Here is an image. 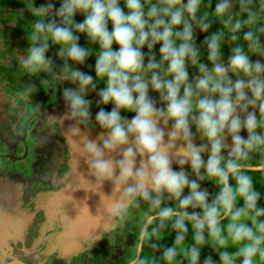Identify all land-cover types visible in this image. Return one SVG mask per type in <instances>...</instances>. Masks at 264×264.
<instances>
[{"label":"clouds","instance_id":"9594fccd","mask_svg":"<svg viewBox=\"0 0 264 264\" xmlns=\"http://www.w3.org/2000/svg\"><path fill=\"white\" fill-rule=\"evenodd\" d=\"M28 11L19 70L75 85L61 89L65 111L44 117L49 132L87 166L93 191L110 185L104 217L144 208L130 264H147L141 251L165 229L174 237L164 264L178 253L187 264H264V206L250 175L264 176V0H33ZM197 32L207 33L199 45ZM90 56L94 75L77 67ZM90 127L100 130L91 139ZM204 246L218 259L201 261Z\"/></svg>","mask_w":264,"mask_h":264},{"label":"flooded vegetation","instance_id":"af4514ba","mask_svg":"<svg viewBox=\"0 0 264 264\" xmlns=\"http://www.w3.org/2000/svg\"><path fill=\"white\" fill-rule=\"evenodd\" d=\"M216 0H213V6ZM36 5L40 3L34 2ZM32 3L21 2L15 3V9L11 11L9 16L5 17L6 21H12L16 32L22 35L25 40V45L27 46V33L31 31V21L30 17L23 16L21 20L24 25L19 26L13 19L9 18L15 12L23 10L24 13L30 14L28 11L29 6ZM25 6V9H22ZM58 6V4H57ZM211 8L207 11L211 12ZM81 15L77 14V17ZM211 19V17H209ZM221 25L218 21L213 22L212 27L208 30L209 32L220 28ZM23 28H27L24 30ZM196 35L197 44L203 39L204 35L207 33H199ZM83 36V35H82ZM84 37V36H83ZM229 46L228 42H225ZM58 46L50 45L48 51L54 52ZM115 47V46H114ZM96 51L95 47L92 48ZM201 50L203 51V46L201 45ZM56 65H59L61 61H54ZM94 63V57H89L84 65H77L81 71L88 72L94 75L93 69L89 67ZM11 69V68H10ZM12 71V70H11ZM13 72V71H12ZM42 76L45 80L50 79L44 73L37 75H31V80L36 82V78ZM102 87V84L98 85V88ZM104 109L107 111L110 109L111 105H103ZM124 115L131 117L133 113H124ZM69 121H65L64 127L68 125ZM7 124L3 127L8 130L5 134L6 138L11 139V142L5 141L3 136H0V166L4 163V159L9 160L8 149L19 151L20 160L19 164H26L24 168H0V255L5 256L10 254L12 257H5L4 260L0 261V264H31L26 259H41L39 264H44L46 258L55 257L58 254L60 248L59 242L54 244L56 234L62 229V226H67V235L70 237L69 242H73L75 236L82 232V230H87L89 220L92 218L93 201L95 199L96 192L90 191V185L88 182L91 181V176L86 169H81L77 166L79 161L72 159L67 153V147L62 135L57 131L56 133H50L49 129L45 128L47 131V136L37 135L29 131L26 145L17 142L20 140L18 137L20 134L16 133L15 122H6ZM71 123V122H70ZM3 125H0L2 127ZM21 131L25 133V128ZM90 129L98 130V128L90 127ZM21 134V138H22ZM91 139V138H90ZM37 141L39 144H37ZM16 143V144H15ZM48 143V144H47ZM16 147H14L15 145ZM27 151V158L25 157L24 151ZM6 152V154H5ZM21 152V153H20ZM32 159H30V158ZM70 160L74 162V166L70 168ZM33 161V162H32ZM40 163H39V162ZM30 162H32V167L29 168ZM39 165H36V163ZM82 168L84 167V162L81 160ZM11 162L7 164L9 166ZM72 163V162H71ZM41 164V165H40ZM55 169L52 170V166ZM72 165V164H71ZM35 166H37L35 168ZM49 166V167H48ZM82 171V172H81ZM11 172H22V181L25 182V189L22 191L27 195V191L31 192L35 183L41 185L39 191L40 194H34L35 197H28L23 199L22 206L26 208L30 213L29 209H38V214L33 213L32 218L29 220L27 214H22L12 208L15 204L22 198V196L15 195L10 192L11 187L3 190L6 185L4 183L5 179L1 177L9 178L14 176ZM16 175L14 177H18ZM21 177V176H20ZM36 187V186H35ZM77 187L75 190L73 188ZM34 191V192H35ZM90 191V192H89ZM23 195V196H24ZM9 204L6 206L5 204ZM87 208H86V207ZM30 211V212H29ZM68 217V223H65V217ZM30 258V259H29ZM32 260V259H31ZM33 261V260H32ZM38 262V260H35Z\"/></svg>","mask_w":264,"mask_h":264},{"label":"rangeland","instance_id":"374dc122","mask_svg":"<svg viewBox=\"0 0 264 264\" xmlns=\"http://www.w3.org/2000/svg\"><path fill=\"white\" fill-rule=\"evenodd\" d=\"M21 2L32 3L33 0H0V125H3L2 127H0V136L2 135L4 137L3 139L9 142V139L5 137V134L8 132V130L3 127L7 124L6 122H15L16 126H18L16 127L18 129H15V131L16 133L20 134V136L18 137L20 140L17 142V144L23 143L24 145H26L25 141L27 140L29 131L34 133L33 135H37V133L40 132V135L42 137H45V134L47 136L46 132L48 130L45 131V128H47L48 126H46L44 117L47 114L59 115L65 111L64 102L61 97V89L63 87L74 88L75 85L70 84L68 81L64 80H45V78H43L42 76H38L36 78V82H34L30 79L31 75L22 73L19 70L16 58L24 54V50L27 46L24 43L25 40L23 36L19 35L16 32L15 28L12 27L14 23L12 21H6L5 17L9 16L11 14V11L15 9V3ZM34 2L42 3L43 0H34ZM22 9H25V6ZM197 34L198 33H196V35ZM46 55L51 56L53 62L58 60L55 56V51H48ZM251 58L256 59V57ZM29 87H33L35 91L27 93L26 90ZM86 98L93 101L92 112L95 113V111L97 110V108L94 106L95 93L88 94ZM69 123L70 122H68V124ZM23 126H27L25 128L24 134L23 132L21 133V131L24 130L22 128ZM87 131L89 138H94L97 132H99L100 130H93L89 128ZM21 134L24 135L22 136V138ZM241 135L243 136L245 135V133L242 131ZM37 144H39L38 141ZM10 147L8 149V155L10 159H4V163L0 166V168L5 169L16 167L21 170V168L26 167L27 163H18V161L20 160V158H18L19 151H16L18 147L14 150V152L10 149ZM14 147H16V145ZM24 154L26 157V150L24 151ZM2 157L3 156H0V159ZM80 161L79 163H77V166L81 169H84L86 172L87 166L84 165V167L82 168ZM9 162L11 163L9 164V166H7ZM32 162H30L29 168L32 167ZM38 162L36 163V165H39L40 162ZM51 166L52 170H54V164ZM73 166L74 162L73 160H70V168H72ZM36 167L37 166H35V168ZM11 173H14V176H19H10L9 178L1 177L5 179L4 183L6 185L3 190L7 189L10 186V192L14 193L15 195L22 196V198L18 200V202L12 209L22 214H27V217L30 220L33 216V213L38 214V209L34 210L31 208L29 209L31 212L29 211L30 213H27L28 210L22 206L23 199L25 200L27 196L35 197L36 195L34 196V194H40L39 191L35 190L40 189L41 185L35 183L33 187H29V189H32L31 192L27 191V195H24L25 193H23L22 191L24 190L25 192V189L23 188L25 186V182L21 179L22 172ZM201 187L210 190V188L212 187V182L204 181L201 183ZM5 205L8 206L9 204L6 203ZM143 211V206L139 209H131L128 217L124 221L115 223L109 221L101 212V214L97 217L98 221H96V226L93 225V228L91 227L89 230H82V232H79V234L75 236L73 242H69L70 237L67 235V226L63 225L62 229L56 234L54 240L55 245L57 244V242H59L60 244L58 254L55 257L46 258L47 260H45L44 264H107L110 261L111 257L117 255L122 249L121 242H123L124 239L120 241L118 240V237L122 236L124 233L126 234L127 232L125 231L127 230V228H130L132 225H135L139 221H141V215ZM65 223H68L67 215L65 217L64 224ZM227 250L230 252L234 251V247L229 246ZM206 255H211L213 260L218 259L216 254L212 252V250L208 246H204L201 248L200 260L202 261ZM5 257L10 258L12 256L10 254L5 256L0 255V261L4 260ZM31 259L26 260L31 264H39L41 260L33 258ZM35 260H38V262ZM179 264H187V261L185 260L184 262Z\"/></svg>","mask_w":264,"mask_h":264},{"label":"trees","instance_id":"16d2710c","mask_svg":"<svg viewBox=\"0 0 264 264\" xmlns=\"http://www.w3.org/2000/svg\"><path fill=\"white\" fill-rule=\"evenodd\" d=\"M23 16H28L30 17V19H33V17L30 14H27L24 12L22 16L17 15V12H15L9 18L13 19L19 26H22L24 25L21 20V17ZM75 19L77 21H80L82 19V16L81 17L76 16ZM23 29L27 30V28H23ZM78 43H80L81 45L86 44L85 39L82 36V34L80 35V39ZM223 51L226 54L229 51V46H227L226 43L223 46ZM250 175H252L254 187L258 191L261 192V200L258 203L261 206H264V176H261L259 173H252ZM216 190L217 189L212 184V187L208 191L210 193H213ZM238 203H242V202H238ZM140 222L141 221H139L135 225H132L130 228H127V230L125 231L127 233L126 234L124 233L122 236L118 237V240L120 241L124 239V241L121 242L122 249L117 255L112 256L110 261L107 264H127L133 259L135 255L134 249H135V244L137 242V233H138V227H139ZM173 237H174V232L170 231L169 229H165L164 232L162 233L161 239L153 240L150 242V243H155L157 245V248L152 249L148 247V245L146 244L140 253V257L144 258L147 261V264H153V261H155V264H164V262L160 260V252L162 251L163 247L170 246L172 244ZM190 243H191V229L189 227V232L186 236L185 243L181 247H186ZM184 261L185 259H183L182 255L178 253V256H177L178 264Z\"/></svg>","mask_w":264,"mask_h":264},{"label":"crops","instance_id":"0c3cea01","mask_svg":"<svg viewBox=\"0 0 264 264\" xmlns=\"http://www.w3.org/2000/svg\"><path fill=\"white\" fill-rule=\"evenodd\" d=\"M175 167V166H174ZM185 168H187V166H185ZM92 189H90L91 191ZM89 191V192H90ZM94 192H96L95 195V199H94V204L93 206H95L96 208H102L103 207V201H102V196L107 197L109 195H111V187L109 184L105 183L103 184L100 188H98L97 190H95ZM97 203V204H96ZM94 223V221H93Z\"/></svg>","mask_w":264,"mask_h":264},{"label":"water","instance_id":"95a60500","mask_svg":"<svg viewBox=\"0 0 264 264\" xmlns=\"http://www.w3.org/2000/svg\"><path fill=\"white\" fill-rule=\"evenodd\" d=\"M92 201H93V204H94V199H91V202ZM91 211H92L93 215H92V218L89 220L88 226L86 227L87 230H89L91 227L93 228V225H95L97 223L96 222V221H98L97 217H98V215L101 214L102 208H96L95 206H93V209L91 208ZM93 221H94V223H93ZM12 263H14V262H11L9 264H12ZM127 264H130V262L127 263Z\"/></svg>","mask_w":264,"mask_h":264},{"label":"bare ground","instance_id":"6f19581e","mask_svg":"<svg viewBox=\"0 0 264 264\" xmlns=\"http://www.w3.org/2000/svg\"><path fill=\"white\" fill-rule=\"evenodd\" d=\"M100 217V216H99ZM96 226V225H95Z\"/></svg>","mask_w":264,"mask_h":264}]
</instances>
